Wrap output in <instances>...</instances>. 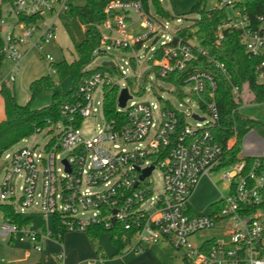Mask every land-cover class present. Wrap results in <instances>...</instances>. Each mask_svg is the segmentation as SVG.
Returning <instances> with one entry per match:
<instances>
[{"label":"built area","instance_id":"obj_1","mask_svg":"<svg viewBox=\"0 0 264 264\" xmlns=\"http://www.w3.org/2000/svg\"><path fill=\"white\" fill-rule=\"evenodd\" d=\"M235 1L218 0L221 6L231 5L236 16L225 18L217 26L216 42L222 40L225 29L238 31L245 52L255 59L256 78L262 82L264 14L251 18L235 6ZM75 3L77 0H12L7 4V14L16 17L0 19L2 52L4 59L11 62L9 73L0 76V85L15 81L31 48L56 38L57 19ZM149 4L150 0L145 8L142 0H109L96 24L101 44L94 52L104 49L106 53L110 47L127 49L130 56L124 63L136 69L141 63L137 51L144 47V42L156 41L158 32L167 30V22L157 20ZM135 23L146 31L127 35L125 30ZM175 32L171 37L162 34L165 39L161 44L149 47L148 71L142 75L135 71L131 75L145 76L152 71L153 80L151 76L147 79L155 89L159 87L158 78L166 80L169 75L184 71L199 56L206 57L226 74L225 66L203 47L175 37ZM157 51L159 55L155 56ZM45 57L52 61L50 54ZM108 61L127 79L128 68L122 69L115 58ZM206 83L210 87L207 98L202 95ZM111 86L117 87V97L126 87L130 98L122 108L116 98L118 114L108 118L103 102L105 88ZM97 88L101 98L94 102ZM178 89L184 93L181 99L188 96L209 118H193L196 124L192 126L169 100H163L162 106L134 102L130 100L131 84L120 85L108 72L94 70L84 78L76 91L79 99L61 107L65 121L54 122L50 133L43 129L51 136L42 147L35 135L43 130L34 131L19 141L24 144L16 148L17 143L14 144L0 157V203L11 205L24 216H51L53 230H48L45 219L33 229L29 223L18 224L2 217L0 241L8 245L15 240L28 241L39 252L47 239L58 240L61 231L84 232L93 223L108 230L115 224L125 230L121 236L124 249L134 253L143 252L146 245L165 241L182 250L183 259L189 264H264V210L259 207L264 187V155L220 166L224 146L212 131L219 120L214 75L195 68L186 74ZM240 91L241 87L231 85V94L237 102L233 111H238L236 97L242 100ZM153 109L159 110L158 121ZM98 112L101 123L92 135H84L81 127L85 119L96 117ZM231 145L228 139L226 147ZM149 166L151 171L141 178ZM156 168L161 171L162 191L153 196L150 175ZM209 172L220 173V179L227 183V193L218 199L220 205L216 210L205 215L192 213L189 198L200 178ZM218 224L223 227L219 236H195ZM61 257L58 253L57 258ZM0 264L12 262L0 255Z\"/></svg>","mask_w":264,"mask_h":264},{"label":"trees","instance_id":"obj_2","mask_svg":"<svg viewBox=\"0 0 264 264\" xmlns=\"http://www.w3.org/2000/svg\"><path fill=\"white\" fill-rule=\"evenodd\" d=\"M11 1L0 0V19L2 17V6L9 4ZM108 1L81 0V3L72 4L69 10L63 14V23L72 38L76 57L71 61H49V65L57 75L59 82L65 78L71 79L72 85L68 90L63 91L60 83L54 81L50 75H42L29 83L30 97L25 103L21 104L16 101L14 92L7 83L0 85L4 112L3 118L0 119V157L5 150L34 131L46 129L50 133L52 131L51 125L54 122L57 120L65 121L61 111L62 105L66 102L78 100L79 97L76 93L78 85L94 70H97L88 68V65L94 58V51L101 44V35L96 28V24L102 19L103 9ZM142 2L147 8L148 0H142ZM151 2L158 14L162 13L166 16L167 13L160 6V0H151ZM235 6L246 12L251 18L258 14H264V0H236ZM189 13L195 14L197 20L189 19L186 26L176 30L175 37L183 39L195 37L198 44L207 51L209 56L225 66L226 74L222 73L206 57L199 56L197 60L190 61L184 71L171 74L166 80L173 81L176 85L174 92L179 96H183L184 93L179 91L178 85L183 82L188 72L195 68L210 71L216 82L214 99L219 111L218 124L212 131L216 140L224 146L220 166L228 165L240 158L249 161L253 158L252 155H240L242 140L245 134L257 125V122L238 114L237 111H233L237 102L231 94V85L247 86L249 93L253 96V101L264 102V81L259 82L257 80L254 72L255 59L250 58L245 52L238 31L225 29L222 40L216 42V28L226 18L222 7L215 6L207 9L200 0L191 7ZM158 55L159 52L157 51L155 56ZM3 60L2 40L0 38V66ZM42 91H50L51 102L42 107H32V100ZM208 91H210V87L206 83L202 93L205 98H207ZM117 93L118 89L115 86L105 88L103 110L108 118L116 117L118 114L116 108ZM230 137H233L234 141L230 147H226V141ZM219 205L218 200L212 202L210 210H216ZM259 207L264 210V187ZM0 212L3 218H8L18 224L29 223L30 221L29 216L17 213L9 204L0 203ZM105 231L110 233V242L116 248L115 254L120 253L125 247V244L121 241V236L125 232L122 228L115 227L114 224L106 230L101 224L93 223L84 232L92 243H96L100 234ZM64 233L61 231L59 241H61ZM183 262V264H189L185 259H183ZM34 264L41 263L36 262Z\"/></svg>","mask_w":264,"mask_h":264},{"label":"rangeland","instance_id":"obj_3","mask_svg":"<svg viewBox=\"0 0 264 264\" xmlns=\"http://www.w3.org/2000/svg\"><path fill=\"white\" fill-rule=\"evenodd\" d=\"M200 0H161L160 6L163 7L166 16L164 14H158L150 0L149 9L151 14L162 23L167 22V30L159 31L158 38L156 41L153 39H148L144 42V47L137 51L138 55L141 57V63L134 69L124 63V60L130 56L129 50L118 49L116 47H110L107 49L106 53L94 52V58L89 63L88 68H95L102 72H108L109 76L117 81L120 85L122 83L131 84V89L133 96L130 100L134 102H144L146 104L156 103L162 106L163 100H169L174 108L179 110L185 115V122L194 126L196 121L193 119L192 114H197L198 116L209 118L208 113L201 109L197 103L193 100L188 99V96H184L181 99L174 91L176 85L171 80H163L158 78L157 84L159 87L153 88V82L147 79V76H151L153 80V73L149 71L145 76L131 75L136 71V74L142 75L149 70L148 67V56L150 55L149 47H156L161 44V41L165 37H161L162 34L171 37L172 34L180 27L186 26L189 23V19H195L197 16L195 14H190L189 11L191 7ZM205 8L210 9L215 6L222 7L226 18H233L235 15V10L231 5H219L218 0H202ZM77 3H81V0H77ZM2 17L7 21L8 19H15V15L7 14V4L2 6ZM64 15L56 21V38L49 43L43 44L41 47L31 48L24 56L21 66L22 71L17 74L15 81H7V85L14 92L15 99L18 103H25L29 97V83L42 76L50 75L51 78L59 82L57 75L52 71L49 65V61L45 55L50 54L52 61L58 62L61 60L71 61L76 57V52L74 50V45L72 38L66 31L63 23ZM6 24H4L5 26ZM84 28V27H82ZM140 31V33L145 32V28L141 27L139 23L132 24L125 30L127 35L136 36L135 32ZM193 43H198L195 37L189 39ZM110 58H115L116 63L122 68L127 69V79H125L118 67L113 68L108 65H101L103 61H108ZM102 66V67H101ZM11 67V62L4 59L0 66V76H5L9 73ZM60 87L63 91L68 90L72 81L70 78L62 79L60 82ZM144 88V90H142ZM138 91V92H137ZM242 100L238 97L236 99L239 101L238 114L253 119L257 122L253 128H251L243 137L242 144L245 140H259L261 143L257 145L254 149L255 155H264V102H255L252 100V96L249 93L247 86L243 85L241 87ZM101 98L100 88H97L93 97V101H97ZM51 102L50 91H42L38 93L31 102V106L34 108L42 107L48 105ZM129 103V102H128ZM153 114L158 121L159 110L153 109ZM4 115L3 112V101L0 95V118L2 119ZM101 123V118L99 112L96 117H88L85 119L81 131L84 135L90 136L95 132L97 124ZM60 127V126H59ZM261 129V130H260ZM51 134L46 133L45 130L36 133L35 140L38 142L39 146L42 147L44 143L48 140ZM232 143L234 141L233 137L229 138ZM23 142L17 143L14 147H20ZM242 155V152H240ZM2 162L0 161V166ZM153 180V196L157 195L162 191V176L159 168H156L150 175ZM2 179V170H0V182ZM227 193V183L220 179L219 172H209L208 176H202L189 198V207L192 213L205 215L210 211V204L218 200L222 195ZM144 206L146 203L143 204ZM44 219L47 221V228L49 231L53 230L52 218L51 216L44 217L40 214H31L29 225L31 228H37L41 225ZM2 221V214L0 212V225ZM223 230L221 225H216V227L202 230L196 233V237L199 236H209L215 235L219 236ZM99 243L101 249L98 250L97 255L101 256L103 253V264H121L115 254L116 248L110 242V233L105 231L99 236ZM146 250L152 256L153 260L151 264H183V251L175 249L171 244L165 241H160L159 243L148 245ZM32 251V246L28 241L16 240V243L11 248H6L4 245H0V255L12 261L13 264H32L34 262H42V264H59L58 259L54 257V253H46L40 258L34 253L26 261L22 260L24 256L23 251ZM96 256V254H95ZM95 257H91L83 262V264H101L100 261H94Z\"/></svg>","mask_w":264,"mask_h":264},{"label":"crops","instance_id":"obj_4","mask_svg":"<svg viewBox=\"0 0 264 264\" xmlns=\"http://www.w3.org/2000/svg\"><path fill=\"white\" fill-rule=\"evenodd\" d=\"M1 119V118H0ZM261 143L259 140H245L242 144V155H255L254 149L257 145ZM217 201V200H216ZM16 243V240L11 244H5L0 241V245H4L6 248H11ZM30 243V242H29ZM31 244V243H30ZM32 246V244H31ZM101 249L99 243V237L96 243H92L87 234L85 232L74 231V232H65L62 235L61 241L56 240L54 238H49L43 243V247L41 251H35L32 248L30 250H24L22 257L23 261H26L30 258V256L34 253V255L42 258L44 254L50 253L52 251L54 253V257L57 258V254L60 253L62 257L58 259L59 264H83V262L89 258H94V261H99V256L97 255V251ZM146 250L148 249V245H146V249L141 253H134L133 251H129L127 249H122L120 253H118L117 258L121 264H151L153 258ZM96 254V256H95ZM103 253H101L103 264ZM12 262V261H11ZM36 263V262H34ZM32 263V264H34ZM42 264V262L40 261ZM13 264V262H12ZM87 264H90L89 262Z\"/></svg>","mask_w":264,"mask_h":264},{"label":"water","instance_id":"obj_5","mask_svg":"<svg viewBox=\"0 0 264 264\" xmlns=\"http://www.w3.org/2000/svg\"><path fill=\"white\" fill-rule=\"evenodd\" d=\"M192 20H197V18L192 19ZM98 52L104 53L105 50L104 49H100ZM101 65H110V66L114 67L113 62H111V61H103ZM128 98H130V95L128 93L127 88L124 87V88L121 89V91H120V93H119V95L117 97L118 106L121 107V108L124 107ZM192 116H193V118L198 119V120H203L204 119V117H199L197 114H192ZM151 169H152V166H149L147 169H145L143 174L141 175V178H143L144 176L149 174ZM112 221H114V218H112Z\"/></svg>","mask_w":264,"mask_h":264}]
</instances>
